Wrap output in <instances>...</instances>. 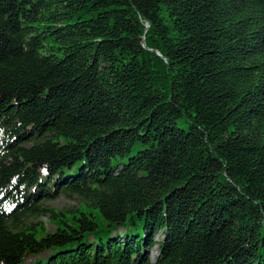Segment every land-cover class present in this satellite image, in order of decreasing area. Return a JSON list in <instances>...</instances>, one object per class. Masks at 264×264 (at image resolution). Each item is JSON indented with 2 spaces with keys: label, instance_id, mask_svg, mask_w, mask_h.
I'll use <instances>...</instances> for the list:
<instances>
[{
  "label": "trees",
  "instance_id": "16d2710c",
  "mask_svg": "<svg viewBox=\"0 0 264 264\" xmlns=\"http://www.w3.org/2000/svg\"><path fill=\"white\" fill-rule=\"evenodd\" d=\"M0 264H264V0H0Z\"/></svg>",
  "mask_w": 264,
  "mask_h": 264
},
{
  "label": "rangeland",
  "instance_id": "374dc122",
  "mask_svg": "<svg viewBox=\"0 0 264 264\" xmlns=\"http://www.w3.org/2000/svg\"><path fill=\"white\" fill-rule=\"evenodd\" d=\"M46 207H51L53 209H55L56 211H64L67 212L68 210L71 209H75L79 203L80 200L76 195H67L65 193H60L58 194L56 197H54L53 199L50 200H45L42 202ZM87 211H92L95 214L98 215L97 211L95 209H88L85 208ZM97 220L99 223H101V218L100 216L97 217ZM28 221H38V222H42L45 229L52 231L55 228V224L53 222H51L47 216H40L37 219L34 218H28ZM120 231H122V229H120ZM162 238V234L159 231L156 235H155V239L157 241H160ZM156 251H157V247H152L151 249L147 250V256L149 258V260L151 262H153L152 260H154V257L156 255ZM31 261V259H29Z\"/></svg>",
  "mask_w": 264,
  "mask_h": 264
},
{
  "label": "water",
  "instance_id": "95a60500",
  "mask_svg": "<svg viewBox=\"0 0 264 264\" xmlns=\"http://www.w3.org/2000/svg\"><path fill=\"white\" fill-rule=\"evenodd\" d=\"M146 26H148V24H146ZM157 254H158V252L156 251V255L154 257V260H152L153 262L155 261Z\"/></svg>",
  "mask_w": 264,
  "mask_h": 264
}]
</instances>
